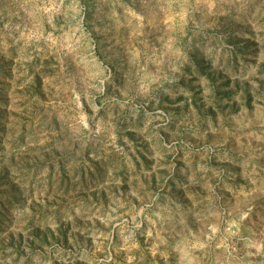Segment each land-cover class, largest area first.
Returning <instances> with one entry per match:
<instances>
[{
	"label": "rangeland",
	"instance_id": "obj_1",
	"mask_svg": "<svg viewBox=\"0 0 264 264\" xmlns=\"http://www.w3.org/2000/svg\"><path fill=\"white\" fill-rule=\"evenodd\" d=\"M0 264H264V0H0Z\"/></svg>",
	"mask_w": 264,
	"mask_h": 264
}]
</instances>
